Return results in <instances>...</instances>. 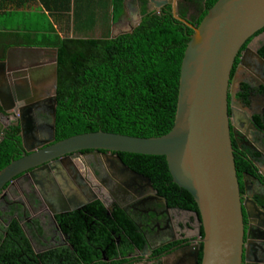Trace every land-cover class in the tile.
Here are the masks:
<instances>
[{
  "label": "flooded vegetation",
  "instance_id": "flooded-vegetation-1",
  "mask_svg": "<svg viewBox=\"0 0 264 264\" xmlns=\"http://www.w3.org/2000/svg\"><path fill=\"white\" fill-rule=\"evenodd\" d=\"M180 2L176 4L177 12ZM152 7L149 9L163 8ZM247 46L260 55L264 28ZM247 46L240 55L245 54ZM262 58L247 53L238 69L239 80L249 84L248 104L238 97L241 84L235 94L241 108L236 113L239 135L233 138L251 164L238 175L243 187L241 195L243 201L249 198L257 204L243 209V264H264V93L259 92L264 87ZM238 65L239 58L236 68ZM6 72L5 64L0 68V77L5 78ZM2 78L3 92L25 93V99H32L25 106L28 108L32 102L36 105L29 109V115L21 110L17 100L9 112L0 109L4 125L0 126V143L10 126L19 127L21 154L25 146L33 149L47 141H57L51 107L55 94L44 97L41 88L33 84L10 85ZM21 113L26 116L25 121ZM242 114L251 124L245 122ZM22 124L29 130L24 138ZM95 152L70 154L67 157L81 155L71 159V165L28 171L5 186L0 193V264H195L197 250V264H201L203 251L198 246L204 229L195 216L198 209L175 202L177 195L170 199L161 194L149 176L130 167L119 153L100 150L96 157ZM116 156L135 173L127 171ZM98 201L104 206L103 218L92 207ZM13 221L20 225L24 235L21 241L10 236ZM24 239L30 251L23 247Z\"/></svg>",
  "mask_w": 264,
  "mask_h": 264
},
{
  "label": "water",
  "instance_id": "water-1",
  "mask_svg": "<svg viewBox=\"0 0 264 264\" xmlns=\"http://www.w3.org/2000/svg\"><path fill=\"white\" fill-rule=\"evenodd\" d=\"M149 2L153 9L172 4L175 17L181 19L174 1ZM181 21L193 28V33L182 59L174 125L167 134L137 137L100 130L47 141L33 149L25 146L20 158L0 170V193L8 183L28 171L53 170L60 164L71 165L72 160L81 154L72 158L67 156L83 150L97 151L96 157L100 155V150L165 156L173 182L186 189L198 206L195 216L204 229V237L198 246L203 251L201 264H243V209L248 204L256 207L257 204L249 198L243 201L241 195L233 146V137L239 135L236 113H239L241 105L235 100V94L241 82L238 69L244 64L245 55L252 52L263 60L249 46L245 54L240 55V51L264 28V0H217L198 26H193L186 19ZM140 22L141 19L124 33L133 31ZM237 58L239 65L232 76ZM9 94L0 89L3 112L12 110L17 100L21 110L25 109L28 115L32 113L29 109L36 103L32 102L27 108L25 104L32 99H25V93ZM52 102L55 123L56 96ZM15 111H18L17 107ZM1 115L0 111V126L3 127ZM20 115L25 121L26 116L23 113ZM242 117L251 124L246 114ZM22 128L24 138L29 130L23 124ZM51 129L54 132L55 126ZM116 157L127 171L135 173L119 156ZM195 254L197 264L198 250Z\"/></svg>",
  "mask_w": 264,
  "mask_h": 264
},
{
  "label": "trees",
  "instance_id": "trees-1",
  "mask_svg": "<svg viewBox=\"0 0 264 264\" xmlns=\"http://www.w3.org/2000/svg\"><path fill=\"white\" fill-rule=\"evenodd\" d=\"M123 1L115 0L117 18L122 14ZM143 2L139 25L116 38L60 39L56 36L51 41L36 43L56 47L59 51L55 122L57 140L100 130L137 137H158L172 129L182 59L193 33V28L181 19L198 26L217 0H182L177 12L181 19L175 17L171 4L160 10H150L148 0ZM3 36H0V49L4 53L0 59L5 58V51L13 42L9 40L2 47ZM259 53L264 57V46ZM237 63L238 58L232 76ZM240 84L238 97L248 104L249 84L244 81ZM259 92L264 93V87ZM8 131L0 143V170L22 156L19 127L10 126ZM233 146L238 175L241 176V172L249 169L251 164L234 138ZM119 155L134 170L149 176L161 194L170 199L177 195L175 202L182 201L188 207L198 209L193 196L173 182L165 156L126 152H119ZM92 207L101 218L105 217L101 202H95ZM12 224L10 236L21 241L24 235L20 225L17 221ZM136 236L139 243V236ZM107 238L105 235L104 239ZM22 242L25 244L23 247L30 251L27 240ZM140 246L143 244L140 243ZM201 256L202 252L200 261Z\"/></svg>",
  "mask_w": 264,
  "mask_h": 264
},
{
  "label": "crops",
  "instance_id": "crops-1",
  "mask_svg": "<svg viewBox=\"0 0 264 264\" xmlns=\"http://www.w3.org/2000/svg\"><path fill=\"white\" fill-rule=\"evenodd\" d=\"M175 5L180 0H172ZM143 0H124L119 18L115 0H0V36L3 45L12 40L0 59L7 66L3 82L41 88L43 96L57 92L56 47L41 46L56 36L60 39H112L130 31L140 19ZM149 7L153 5L147 2ZM115 37V38H116ZM32 44H29V43ZM2 49V48H1ZM0 49V56L4 51ZM57 76V79H56ZM54 95V96H55Z\"/></svg>",
  "mask_w": 264,
  "mask_h": 264
},
{
  "label": "bare ground",
  "instance_id": "bare-ground-1",
  "mask_svg": "<svg viewBox=\"0 0 264 264\" xmlns=\"http://www.w3.org/2000/svg\"><path fill=\"white\" fill-rule=\"evenodd\" d=\"M2 63H3V65H2V66H5V64H6V63H5V61H2Z\"/></svg>",
  "mask_w": 264,
  "mask_h": 264
}]
</instances>
